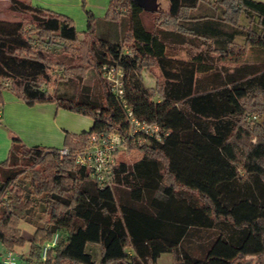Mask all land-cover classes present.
<instances>
[{
  "label": "trees",
  "instance_id": "trees-1",
  "mask_svg": "<svg viewBox=\"0 0 264 264\" xmlns=\"http://www.w3.org/2000/svg\"><path fill=\"white\" fill-rule=\"evenodd\" d=\"M9 1L28 20L0 17V108L10 79L28 104L53 101L93 118L87 130H65L61 147L30 145L15 134L0 159V239L12 250L29 240L17 264H153L166 251L174 264H238L247 254L264 264V62L243 58L248 47L264 49V0H205L210 11L194 10L202 0H168L157 9L155 29L143 24L134 0H109L102 18L85 8L82 32L65 13ZM100 19L110 28L103 33ZM124 21L128 26L111 36ZM33 32L62 41L66 57L44 52ZM183 34L204 38L236 63L219 68L202 50L174 56L168 41L188 42ZM237 35L244 43L234 42ZM105 62L124 67L133 111L168 129L163 140L129 133L120 101L100 76ZM52 64L63 65L67 78H84L92 68L100 88L94 96L89 85L50 91L43 84ZM153 65L161 76L158 100L141 75ZM109 131L138 155L115 163L113 183L100 185L75 155L91 132ZM37 202L44 203L45 223L27 238L19 223ZM89 243L99 244L98 260Z\"/></svg>",
  "mask_w": 264,
  "mask_h": 264
},
{
  "label": "rangeland",
  "instance_id": "rangeland-1",
  "mask_svg": "<svg viewBox=\"0 0 264 264\" xmlns=\"http://www.w3.org/2000/svg\"><path fill=\"white\" fill-rule=\"evenodd\" d=\"M159 8L164 7L168 0H158ZM126 6H122L119 9L122 10V16L126 13ZM157 8V9H159ZM145 10L143 9L140 12V17L143 22V24L149 28V29H155L158 27L159 20L161 19L159 17L160 14H158V10ZM165 9V8H163ZM202 9V8H201ZM206 10H209L208 8H205ZM26 13H22L19 10H15L12 7H10V1L9 0H0V17L6 18V19H21L24 22H27V17ZM243 17V16H242ZM243 22L247 21V19L243 17L242 19ZM125 25H118L117 29V36L119 33H121V30L124 26H128L127 21H124ZM254 22V21H253ZM74 24L79 32H82L86 26H77L74 21ZM254 25V23H251ZM104 25V24H103ZM29 25L25 26V29ZM110 29V28H109ZM103 31L107 30V26H102L100 29ZM114 30H111V36H113ZM106 34V32H104ZM33 41L34 43L38 44L39 46L42 47L43 51L52 55L56 56L57 58L64 59L63 57H66L63 52H62V41H59L55 39V41L50 42L47 41L46 39H38L36 37V34L33 32ZM184 35V34H183ZM186 39H188V43L190 44H184L182 46L177 47L171 40L170 42L168 41L169 47L173 52H178L180 55H192L193 53L202 50L203 52H210L212 58L210 57L211 62L213 65L218 66L219 68L224 67V65L228 66H233L236 62L233 60L232 57L230 56H220L219 50H215L214 46L209 44V42L205 41L204 38L202 37H197L193 36L191 34H185L184 35ZM114 37V36H113ZM117 38V37H116ZM113 39V40H116ZM241 38V37H240ZM244 43V40L237 42L239 43ZM210 48L212 49L210 51ZM123 51H127L126 47H123ZM243 58H246L249 61H258V62H264V49H259L257 47H248L247 50L245 51ZM145 69L146 73H149L150 76H153L154 78H148L146 75L145 71L143 72V79L144 82L150 86H152L155 90H157V93H159L161 87L156 85V79L157 77L160 76V72L158 67L153 65L152 67L145 66L141 69V75H142V70ZM47 73H48V80L45 82L46 84H43L47 89L50 91H60V92H67V93H72V92H79L81 87L84 85H89L90 92L94 96V94L97 93L98 89L100 88L99 84V79L97 73L91 68L89 70V73L86 77L84 78H67L64 77V66L60 64H52L48 66L47 68ZM100 76L101 72H100ZM103 79V77H102ZM5 88H15L18 89L17 86L12 85V82L10 79H6L4 82ZM157 96V95H156ZM4 103V101H3ZM136 151L132 150H120L117 152L116 156V162L118 163L120 161H126L127 163H131L134 159L137 157ZM140 155V154H139ZM115 183L114 185H116ZM120 187L126 188L125 184L121 180V182L118 183ZM5 198V197H4ZM44 203L42 202H37L32 208L28 210L26 215L20 220L19 226L21 228L22 233L25 235V237L29 238L32 234L34 229L37 226H43L45 223L46 219V214L44 212ZM63 228H59V231H61ZM29 248V240L25 242L23 246L15 247L13 249L14 253H16V256L21 259V254L26 253ZM88 249L92 252L93 257L98 260L100 256V246L97 243H89L88 244ZM8 249L6 246L3 244L2 240L0 239V257L4 256V252L7 251ZM22 261V260H20ZM260 258L256 254H247L243 256L242 258H239L237 260L238 264H259ZM153 264H174V259H173V254L170 251H166L160 254L158 257L157 261L154 262Z\"/></svg>",
  "mask_w": 264,
  "mask_h": 264
},
{
  "label": "crops",
  "instance_id": "crops-1",
  "mask_svg": "<svg viewBox=\"0 0 264 264\" xmlns=\"http://www.w3.org/2000/svg\"><path fill=\"white\" fill-rule=\"evenodd\" d=\"M32 2L65 13L72 17L77 26H82L87 23L85 8L90 9L98 18H102L109 0H32ZM168 4L169 2L162 8L166 9ZM201 8H208L210 11V3L202 0L194 10L200 11ZM102 26L109 28L108 24L100 19L98 29L99 27L101 29ZM113 34L116 37L117 32L114 31ZM240 37L244 40V35H237L234 42L241 41ZM172 42L177 47L190 44L182 41ZM215 50L218 49L215 48ZM174 56L187 58L190 55L185 56L175 52ZM144 71L145 69L142 70V79ZM146 75L148 78H154L149 73H146ZM145 85L150 86L146 83ZM153 98L160 99V93L156 92ZM3 101L4 103L0 108V159L6 157L12 136L15 134L19 135L24 142L30 145L42 144L61 147L65 130L79 132L89 129L93 123V118L90 115L65 107H57L53 101L28 104L12 88L3 89Z\"/></svg>",
  "mask_w": 264,
  "mask_h": 264
},
{
  "label": "built area",
  "instance_id": "built-area-1",
  "mask_svg": "<svg viewBox=\"0 0 264 264\" xmlns=\"http://www.w3.org/2000/svg\"><path fill=\"white\" fill-rule=\"evenodd\" d=\"M101 75L125 111L129 123V133L132 135L141 133L163 140L169 132L168 129L161 126L158 121L137 116L133 111L132 104L126 97L124 67L119 63L105 62L101 66ZM126 147L122 134L117 131L91 132L88 145L76 153L75 161L79 165L87 167L90 176L96 179L100 185H110L113 183V165L116 162L117 152L126 149ZM61 151L65 153L67 148L63 147ZM57 236L56 232L53 239L43 245V256H45L48 246L56 241ZM0 260L3 264H17L18 261L16 253L12 249L5 251Z\"/></svg>",
  "mask_w": 264,
  "mask_h": 264
},
{
  "label": "water",
  "instance_id": "water-1",
  "mask_svg": "<svg viewBox=\"0 0 264 264\" xmlns=\"http://www.w3.org/2000/svg\"><path fill=\"white\" fill-rule=\"evenodd\" d=\"M139 6L145 10L153 11L158 8V0H134Z\"/></svg>",
  "mask_w": 264,
  "mask_h": 264
}]
</instances>
